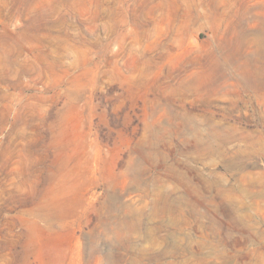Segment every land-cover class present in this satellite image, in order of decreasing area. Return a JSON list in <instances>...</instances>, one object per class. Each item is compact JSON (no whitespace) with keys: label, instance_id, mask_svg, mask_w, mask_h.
Masks as SVG:
<instances>
[{"label":"rangeland","instance_id":"374dc122","mask_svg":"<svg viewBox=\"0 0 264 264\" xmlns=\"http://www.w3.org/2000/svg\"><path fill=\"white\" fill-rule=\"evenodd\" d=\"M0 264H264V0H0Z\"/></svg>","mask_w":264,"mask_h":264}]
</instances>
